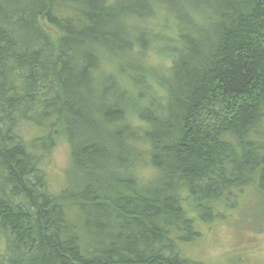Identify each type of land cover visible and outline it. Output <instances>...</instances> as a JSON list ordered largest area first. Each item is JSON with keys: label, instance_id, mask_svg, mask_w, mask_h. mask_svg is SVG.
Masks as SVG:
<instances>
[{"label": "trees", "instance_id": "1", "mask_svg": "<svg viewBox=\"0 0 264 264\" xmlns=\"http://www.w3.org/2000/svg\"><path fill=\"white\" fill-rule=\"evenodd\" d=\"M249 184L264 0H0V264H202L180 245Z\"/></svg>", "mask_w": 264, "mask_h": 264}, {"label": "rangeland", "instance_id": "2", "mask_svg": "<svg viewBox=\"0 0 264 264\" xmlns=\"http://www.w3.org/2000/svg\"><path fill=\"white\" fill-rule=\"evenodd\" d=\"M166 61L160 57L152 60ZM32 129L31 133H41ZM70 147L64 138H59L52 149L44 171L50 190L58 191L65 184L64 171L69 166ZM148 172H144V175ZM234 192L239 193V189ZM242 192V193H241ZM235 198L222 205V217L211 218L202 212L194 222L199 237L180 245L184 256L202 264H264V199L255 185L244 186ZM191 214H196L189 207Z\"/></svg>", "mask_w": 264, "mask_h": 264}]
</instances>
